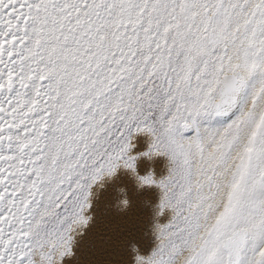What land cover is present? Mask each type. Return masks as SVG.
Wrapping results in <instances>:
<instances>
[{
    "label": "snow or ice",
    "instance_id": "snow-or-ice-1",
    "mask_svg": "<svg viewBox=\"0 0 264 264\" xmlns=\"http://www.w3.org/2000/svg\"><path fill=\"white\" fill-rule=\"evenodd\" d=\"M0 264H264V0H0Z\"/></svg>",
    "mask_w": 264,
    "mask_h": 264
}]
</instances>
